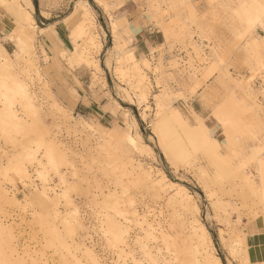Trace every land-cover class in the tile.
<instances>
[{
  "label": "rangeland",
  "instance_id": "rangeland-1",
  "mask_svg": "<svg viewBox=\"0 0 264 264\" xmlns=\"http://www.w3.org/2000/svg\"><path fill=\"white\" fill-rule=\"evenodd\" d=\"M6 1L0 110L10 117L2 122L0 115V264H200L191 252L193 218L173 202L183 193L155 189L145 171L187 189L221 264H264L248 260L244 240L247 225L264 220V201L238 177L241 168L264 188L263 163L257 171L252 159L264 151L254 108L264 106V67L243 48L250 35L264 36L255 23L264 19V0H32L30 7ZM21 8L32 14L30 24L19 23ZM85 15L93 41L76 35ZM125 50L141 71H131ZM135 71L147 78L144 96L129 86ZM153 119L161 123L157 132ZM126 132L141 154L116 145ZM111 220L121 227L119 241L106 228Z\"/></svg>",
  "mask_w": 264,
  "mask_h": 264
},
{
  "label": "bare ground",
  "instance_id": "bare-ground-1",
  "mask_svg": "<svg viewBox=\"0 0 264 264\" xmlns=\"http://www.w3.org/2000/svg\"><path fill=\"white\" fill-rule=\"evenodd\" d=\"M97 1H100V0H96V2ZM239 1L240 0H238V3H239ZM249 1V0H248ZM264 2V1H263ZM262 2V3H263ZM103 3V2H102ZM105 3V2H104ZM238 3H237V5H238ZM9 3L6 1V0H0V5H2V6H5V7H9L10 5H8ZM106 4V3H105ZM231 4V3H230ZM245 4V3H244ZM255 4H257V3H255ZM107 5V4H106ZM243 5V4H242ZM258 5V4H257ZM18 6V5H17ZM19 7V6H18ZM254 7H256V6H254ZM253 7V8H254ZM82 8H84V7H82ZM235 8H237L236 6H235ZM250 8V7H249ZM21 10V12H20V14H21V19L18 21L20 24H30L31 23V21H33L34 20V18H33V16H32V14H29L28 13V11H26V10H24L23 8H21L20 9ZM85 11H84V13H86V11H87V9H84ZM252 10V9H251ZM234 11V10H233ZM250 11V10H249ZM258 11V8H256V9H254V11L253 12H255L254 13V16H256L255 14H257V16H258V13H256ZM235 12L236 11H234V14H235ZM238 12H240V11H238ZM260 12V11H259ZM264 12V11H263ZM241 13V12H240ZM239 13V15L241 16V14ZM87 14V13H86ZM17 15H19V14H17ZM87 15H85V17H86ZM87 18V20H88V22H85L84 24H82L80 27H76V29H77V31H76V29H75V31L77 32H75L76 33V35H77V37H81V36H83V37H85V39H86V41L87 40H89V41H91L93 38L95 39V37L93 36V34L94 33H92V29H90V26H89V23H90V20L88 19V17H86ZM235 19V21L234 22H236V24L238 23V21H241L242 22V20H241V17H240V20H238V18L235 16L234 17ZM243 18V17H242ZM256 18V17H255ZM254 18V19H255ZM16 19H18V18H16ZM244 20V19H243ZM244 22V21H243ZM255 23L256 24H258V25H261L262 27H263V29H264V19L262 18V17H258L257 18V20L255 21ZM242 24V23H241ZM244 25V24H243ZM243 25H241V26H243ZM111 26H112V29H113V35L115 34V28H116V23L115 22H111ZM236 26H238V25H236ZM244 26H246V25H244ZM244 26L242 27V29L244 28ZM92 27V26H91ZM248 27V26H247ZM251 27V26H250ZM255 27V26H254ZM238 29H240V26H239V28ZM248 29V28H247ZM236 30H237V28H236ZM235 30V31H236ZM239 31V30H238ZM245 31L246 30H243V32L242 33H245ZM231 32H233V31H231ZM249 30L246 32L248 35H250L249 33ZM74 34V33H73ZM233 34V33H232ZM236 35V34H235ZM247 35V36H248ZM234 36V35H233ZM115 38L113 39L114 40V47L116 46L115 44H116V39H117V37H116V35L114 36ZM119 37V36H118ZM97 38V37H96ZM246 38V37H245ZM93 39V40H94ZM119 39V38H118ZM117 39V40H118ZM92 40V41H93ZM88 41V42H89ZM243 41V40H242ZM91 43H94V42H91ZM99 43V42H98ZM96 44H97V42H96ZM95 44V45H96ZM117 44H119V43H117ZM195 44V43H194ZM95 45H93L94 47H97V49L99 48L98 47V45L97 46H95ZM92 46V45H91ZM91 46L89 47V48H91ZM100 46V45H99ZM241 46V45H240ZM118 47H120L119 45L117 46V50L119 49ZM194 47V46H193ZM2 49H3V51H4V53H7V51H6V49L5 48H3V47H1ZM1 48H0V50H1ZM21 48V47H20ZM127 48H128V46L126 47V50H127ZM130 48V47H129ZM196 48V47H195ZM243 48H244V51H246L247 53V55H250V57H252L251 59H255V61H256V63L254 62V64H259L258 66H263L264 67V58H263V56H264V36L263 35H260L259 37H255V36H251L250 35V37H249V39H248V41L246 42V43H244L243 44ZM21 49H23L24 50V48L22 47ZM29 49V48H28ZM124 49V48H123ZM25 50H27V48L25 49ZM32 50H33V48H32ZM121 50H122V48H121ZM120 50V51H121ZM126 50H125V52H126ZM130 50V49H129ZM132 50V49H131ZM130 50V51H131ZM31 51V50H30ZM116 51V50H115ZM128 51V50H127ZM126 52L128 55L127 56H125L124 54H122V55H124L126 58V60H128L129 62H133L134 63V69H133V67H131L132 69H131V71L133 70H139V71H141V67H140V69H138L139 67L137 66V63L135 62L136 60H135V57H134V54L133 53H131V52ZM20 52H21V50H20ZM63 52V51H62ZM62 52H60V53H62ZM91 52H93V51H91ZM118 52H119V50H118ZM122 52V51H121ZM1 54H0V56L1 55H3V52L1 51L0 52ZM26 51H25V55H26ZM34 53V52H33ZM125 53V54H126ZM32 54V53H31ZM64 54V53H63ZM62 54V55H63ZM93 53H91V55H92ZM118 54V53H117ZM136 54V53H135ZM5 55V54H4ZM18 55V54H17ZM35 55V54H34ZM33 56V55H32ZM118 56H119V54H118ZM117 56V57H118ZM29 57V56H28ZM63 57V56H62ZM1 58H3V56H1ZM4 58L6 59V55L4 56ZM3 58V59H4ZM7 58H8V56H7ZM32 58V57H31ZM80 58H83L82 57V55L80 56ZM121 58V57H120ZM263 58V59H262ZM16 59H17V57H16ZM16 59H14V60H16ZM122 59V58H121ZM124 59V58H123ZM123 59H122V61H123ZM2 60V59H1ZM22 60H23V57H22ZM25 60H27V59H25ZM25 60L23 61L24 62V64H25V66L26 65H33L32 64V61H31V63L30 64H26V62H25ZM5 61V60H4ZM10 61H11V59H10ZM17 61V60H16ZM29 61V60H28ZM14 62V61H13ZM143 62V61H142ZM145 62V61H144ZM148 61H146L145 63L148 65V63H147ZM4 63H6V61L4 62ZM4 63H2V65L4 64ZM7 63H9V64H11L10 62H9V58H8V62ZM6 63V64H7ZM15 63V62H14ZM125 63V62H124ZM130 64V63H129ZM254 64H253V66H254ZM8 65V64H7ZM22 65H23V63H22ZM4 66H6V65H4ZM16 66V65H15ZM14 66V67H15ZM144 66H145V64H144ZM143 66V67H144ZM253 66L251 67V68H253ZM0 67H1V65H0ZM11 67H12V65H11ZM11 67H8L7 66V68H9V70H10V72H11V69H13V68H11ZM27 67V66H26ZM25 67V68H26ZM32 67V66H31ZM96 67V66H95ZM255 67V66H254ZM5 69V68H4ZM27 69V68H26ZM143 69V68H142ZM147 69V68H146ZM261 69V68H260ZM262 69H264V68H262ZM13 70H16V68L15 69H13ZM20 70H21V68H20ZM19 70V71H20ZM25 70V69H24ZM118 70H120L121 71V69H119L118 68ZM144 70V69H143ZM142 70V71H143ZM8 71V70H7ZM125 71V70H124ZM262 71V70H261ZM5 72V71H4ZM14 72V71H13ZM23 72H27V71H23ZM121 72H123V70L121 71ZM121 72H120V74H121ZM136 72V71H135ZM125 73V72H124ZM8 74V73H7ZM17 75H18V72L16 73ZM25 74V73H24ZM27 74V73H26ZM118 75H120L119 73H117ZM126 74V73H125ZM125 74H121V75H125ZM136 76H137V79L135 80V83L134 84H132L133 86H131L130 84H129V86H130V88H132L133 89V87H135L138 91H139V95H143L144 96V94L145 93H147L146 91H147V83H148V81H147V78H146V76L144 75V74H142V73H138V72H136ZM133 75V74H132ZM260 75H262V74H260ZM10 76V75H9ZM21 77H22V75H20ZM133 76H135V75H133ZM263 76H264V74H263ZM264 78V77H263ZM261 80H263L264 81V79H262V78H260ZM234 80V79H233ZM242 80V79H241ZM261 80H260V82H261ZM239 81V80H238ZM237 81V82H238ZM131 83V82H130ZM239 83V85H240V87L242 88V90L244 91V92H246V93H248L249 95L250 94H253L254 92H253V90H252V87H251V85H248L247 84V82L245 83V82H241L240 83V81L238 82ZM245 83V84H244ZM263 83V82H262ZM149 85V84H148ZM262 86V85H261ZM260 87V86H259ZM131 89V90H132ZM262 89V88H261ZM258 90H259V88H258ZM257 90V91H258ZM22 91V93H20L21 94V96H22V98H24V100L25 101H27V103L28 104H30V106H31V108H32V99H31V97L30 96H28L27 95V93L25 92V91H23V90H21ZM253 92V93H252ZM260 92V94H261V90L259 91ZM263 92V91H262ZM262 96H264V95H262ZM145 97H147V96H145ZM141 101V100H140ZM263 102H264V97H263ZM25 104H26V102H24ZM24 104V105H25ZM32 104V105H31ZM26 106V109H27V111L28 110H30L29 112H31L32 110H31V108H30V106H28L27 104L25 105ZM25 106H23L24 108H25ZM29 108H28V107ZM35 107V106H34ZM33 107V109H35ZM147 107V106H146ZM254 108L256 109V118L258 119V121H259V126H261V127H263V129H264V106L261 104V105H256V106H254ZM8 111V110H7ZM6 111V109L5 110H0V115H1V118H2V115L3 116H7V115H9V114H7L8 112ZM145 111V110H144ZM35 112H36V110H35ZM12 114V113H11ZM147 114V113H146ZM146 116V115H145ZM8 118L10 117V116H7ZM12 117V116H11ZM3 119V118H2ZM2 121V120H1ZM5 121H7V118L4 120L3 119V121L2 122H5ZM8 122V121H7ZM36 124V123H35ZM161 124V123H160ZM159 124V125H160ZM169 124V123H168ZM246 124V123H245ZM150 125L152 126V128L157 132V130H160V129H158V122H156V120L155 119H153L152 121H151V123H150ZM38 126V125H37ZM127 127H129V125H127ZM38 128V127H37ZM30 129V128H29ZM36 129V128H35ZM32 130V129H31ZM30 130V131H31ZM159 132V131H158ZM40 139H41V137H40ZM8 142V141H7ZM41 142H43L42 140H41ZM14 145H16L15 143H13ZM44 144V143H43ZM118 144V147H119V145H120V150L122 151L123 150V148L125 147L126 149H129L128 151L129 152H131L132 151V153L135 151V152H137V154L138 153H142V149H141V147L139 146V145H137V142H136V139L131 135V133L130 132H126V133H124L121 137H119V139L117 140V143H116V145ZM211 146H212V144H210ZM122 146H124V147H122ZM210 146V147H211ZM121 147H122V149H121ZM169 146H164V156L167 158V159H171V155H170V151H169ZM171 150V149H170ZM211 150H213V146H212V148H211ZM215 150V149H214ZM125 151H127V150H125ZM124 151V152H125ZM134 152V153H135ZM214 152V151H213ZM216 152V151H215ZM7 153V152H6ZM126 153V152H125ZM127 154H128V152H127ZM62 156H63V154H62ZM64 157V156H63ZM126 157H127V155H126ZM128 160H129V158H127ZM252 159H254V162L256 163V170L257 171H259L260 170V168H261V163H263V168H264V159L262 158V156L260 157V155L259 154H256L254 157H252ZM133 160V159H132ZM53 161V160H52ZM51 161V162H52ZM66 161V160H65ZM131 162H133V161H131L130 160V164H131ZM124 163V162H123ZM15 165V166H14ZM10 166L11 167H16L15 169H19L20 170V174L22 175V176H24V177H28V175H27V172H26V169H25V167L23 166V165H17L16 166V162H11L10 163ZM11 167H9V169L11 168ZM13 167V168H14ZM141 167V166H140ZM139 167V168H140ZM2 168V167H1ZM12 168V169H13ZM6 169L7 168H2V170L4 171H6ZM241 169V168H240ZM240 169H238V171L240 172L239 173V175H238V177H239V179H240V183H241V185L243 184V186H246V188L251 192V194L253 193L254 195H256L258 198H259V201H261V200H263L264 201V188H261V187H258V186H255L254 185V183H253V181H251L250 180V178L245 174V172H244V170H240ZM139 172H141V171H139ZM150 173H151V171H145V172H143V174L145 175V180H149L148 182L149 183H151L152 184V186L153 187H155V189L157 188V189H161L162 187H163V185H166V186H168V187H170V186H173V188H174V186L175 187H177L176 188V190H179V195L181 194V192L183 193L182 195H183V198L181 197V195H180V197L179 198H182V199H178V200H176L175 199V201H173V202H175L177 205H178V203H177V201L179 202V205L180 206H182L183 208H185V210H187V212L188 213H190L191 214V216H188V217H191V218H193V219H191L192 221L190 222V226H188V228L190 229V237H191V244H193V248H192V250H191V252H192V257L193 258H195V260H197L200 264H221V261H219V258L218 257H216L215 255H214V253H213V249H212V245L213 244H211V240H210V237H209V231H208V229L206 228V227H204V226H202L201 224H199L198 223V217H197V214H198V211H197V207H196V205H194V203L192 202V199H191V195L190 194H188L187 193V189L186 188H184L183 186H181V185H179V184H177V183H175V182H173L172 180H169V179H167V178H165V176H164V174H162V173H159V175H161V177H160V179L159 180H156V178H154L152 175H150ZM1 174V173H0ZM19 174V175H20ZM141 177V176H140ZM208 177V176H207ZM19 178V177H18ZM263 178V177H262ZM23 179V178H22ZM142 180V179H141ZM145 180L143 181L144 183H145ZM238 180V179H237ZM161 182H163V183H161ZM239 185V187L241 186L240 184H238ZM159 187V188H158ZM242 187V186H241ZM242 190V189H241ZM181 191V192H180ZM242 191H244V190H242ZM241 191V192H242ZM239 192V191H238ZM240 193V192H239ZM248 193V192H247ZM246 193V194H247ZM244 194H245V192H244ZM106 195V194H105ZM108 195V194H107ZM106 195V196H107ZM110 196H114L115 197V195H113V193H112V195H110ZM184 196H186V197H184ZM109 197V196H108ZM177 197V196H176ZM115 198H117V197H115ZM119 198V197H118ZM121 198V197H120ZM119 198V201L121 202V200L122 199H120ZM174 198H175V196H174ZM173 198V199H174ZM105 200H107V199H105ZM114 200V199H113ZM118 200V199H117ZM171 200H172V198H171ZM109 201V200H108ZM123 201V200H122ZM116 203H118V201L116 202ZM115 203V204H116ZM119 204V203H118ZM123 204V203H122ZM112 204H110V206H111ZM114 206V205H113ZM179 206V208H181ZM115 208H117V206L115 207ZM182 208V209H183ZM124 209V208H123ZM123 209H122V211H123ZM184 210V211H185ZM120 211V210H119ZM125 211L126 210H124V214H125ZM56 214H58L57 213V211H54ZM186 212V211H185ZM73 213V212H72ZM118 214L120 213V212H117ZM188 213H187V215H188ZM74 214V213H73ZM116 214V213H115ZM123 214V215H124ZM120 215H121V213H120ZM72 217V216H71ZM74 217H76V216H74ZM70 218V217H69ZM141 218H142V221H141V223H143V222H145V223H147L146 222V219H145V215H143V216H141ZM74 219V218H73ZM190 220V219H189ZM75 221H76V219H75ZM78 222V221H77ZM67 223V225L68 226H70V227H72V228H74L75 226H71L72 225V223H68V222H66ZM138 223V222H137ZM78 225H79V223H77ZM109 224V225H108ZM147 225V228L149 229V227H150V229H151V226H150V224H149V222L146 224ZM189 225V224H188ZM149 226V227H148ZM106 228H108V230H111L112 231V236H113V239H115V240H117V241H119L120 240V238H121V235H122V230L120 229L121 227L120 226H118V223H115L113 220H111V222L109 221L108 223H107V227ZM188 229V230H189ZM110 231V232H111ZM148 231V230H147ZM56 233V232H55ZM149 233V232H148ZM147 236H149V234H147ZM139 241V240H138ZM145 248V247H144ZM144 251V250H143ZM147 255H148V257H149V259H152V255H151V253L149 252V250H147V252H145ZM176 257V256H175ZM153 260V259H152ZM153 262H155L154 260H153ZM152 261H151V264L153 263ZM181 262L183 263V264H185V261L183 260V258L181 259ZM156 263V262H155ZM181 263V264H182ZM154 264V263H153Z\"/></svg>",
  "mask_w": 264,
  "mask_h": 264
},
{
  "label": "crops",
  "instance_id": "crops-1",
  "mask_svg": "<svg viewBox=\"0 0 264 264\" xmlns=\"http://www.w3.org/2000/svg\"><path fill=\"white\" fill-rule=\"evenodd\" d=\"M40 1L41 0H37V5H39ZM71 1L72 0H69L68 3H71ZM26 4L30 7L33 5L32 0H26ZM48 26L49 25L41 27L40 30L47 29ZM8 27L9 24L6 21L5 16L0 13V34L7 31ZM262 158L264 159V151L262 153ZM245 234L244 240L247 246L246 255L248 260L252 263L264 262V220L260 218L254 219L253 222L247 225Z\"/></svg>",
  "mask_w": 264,
  "mask_h": 264
},
{
  "label": "trees",
  "instance_id": "trees-1",
  "mask_svg": "<svg viewBox=\"0 0 264 264\" xmlns=\"http://www.w3.org/2000/svg\"><path fill=\"white\" fill-rule=\"evenodd\" d=\"M34 5H37V0H34Z\"/></svg>",
  "mask_w": 264,
  "mask_h": 264
}]
</instances>
